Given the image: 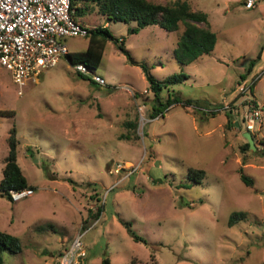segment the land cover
Masks as SVG:
<instances>
[{
  "label": "rangeland",
  "instance_id": "374dc122",
  "mask_svg": "<svg viewBox=\"0 0 264 264\" xmlns=\"http://www.w3.org/2000/svg\"><path fill=\"white\" fill-rule=\"evenodd\" d=\"M244 1L190 0L208 14L217 45L186 67L173 55L183 26L173 33L149 26L131 34L136 23L97 15L80 20L89 29L108 27L131 54L114 42L106 45L96 70L106 86L93 84L89 73L90 80L82 79L63 57L19 94L0 66V111L14 113L0 117V181L16 127L18 164L36 187L17 203L0 196V231L18 237L23 247L19 255H4L5 264H57L79 233L88 253L82 264H102L106 257L112 264H264V117L252 133L257 150L247 151L244 165L247 131L240 106L253 97L264 109V1L253 9ZM88 43L81 36L66 40L71 54ZM141 65L158 81L177 74L188 79L162 85L159 105ZM255 74L261 79L253 93L242 94V80ZM169 98L178 103L166 108ZM224 103L236 104L232 117L239 127L226 129L232 111L210 115ZM153 106L164 117L151 119ZM131 123L138 139H121L132 132ZM240 168L255 187L243 184ZM190 169L206 171L201 184L189 180ZM239 211L249 219L230 226L231 214ZM120 218L147 244L135 242Z\"/></svg>",
  "mask_w": 264,
  "mask_h": 264
},
{
  "label": "trees",
  "instance_id": "16d2710c",
  "mask_svg": "<svg viewBox=\"0 0 264 264\" xmlns=\"http://www.w3.org/2000/svg\"><path fill=\"white\" fill-rule=\"evenodd\" d=\"M246 5V0L244 1V6ZM71 9L73 11V19L80 23L83 28H85L89 35L88 47L85 51L79 53H69L66 57L69 63L72 66L83 64L86 68L96 73V70L99 68L103 61L104 51L106 45L109 42H114L119 50L124 54L131 56L129 51L126 50L124 40L117 39L110 29L106 26H96L92 29H89L85 26L82 19H90L93 16H101L106 18L109 22H119L125 24L136 23V27L130 28L129 31L131 34H138L140 30L145 29L149 26H159L169 33L177 32L181 30L183 26L182 33L179 37V42L177 48L174 49L173 55L176 61L183 67H186L203 56L211 55L217 45V35L212 30V25L209 20L208 14L203 11L195 10L190 4V0H175L166 2L164 4L154 2L153 0H72ZM90 15V17L88 16ZM130 62L133 65H138L139 63L129 57ZM143 68L149 82L152 91L156 95L155 101L162 105V101L159 93L163 90L162 85L172 84L176 82H181L187 80L188 77L183 74H177L172 77H169L165 81H158L146 65H141ZM255 67V62L252 61L251 66L247 72V75H250ZM78 75L84 80H90L87 78L86 74L78 73ZM103 77V76H102ZM242 79L245 77L242 76ZM93 84L99 85L90 80ZM259 81V80H258ZM257 81V82H258ZM255 83V85L257 84ZM254 85V86H255ZM100 86V85H99ZM252 88V93L253 89ZM102 87V86H101ZM174 103H178V100H172L169 98L166 103V108H171ZM186 104L182 105L187 109ZM240 106L243 107L241 102ZM236 104H232L230 113H227V124L226 129L231 130L232 128L239 127L236 120L232 117L233 110L235 109ZM153 112L151 114V119L157 118L160 114L164 117V112L158 109L156 106H153ZM216 114V112H211V116ZM14 116L13 112L0 111V117H12ZM132 129V132H128L123 135L121 139L126 141L138 139L135 135L137 125L131 123L129 125ZM253 135V134H252ZM255 144L256 141L253 135ZM263 146L264 155V140L259 142ZM9 152L5 158V167L3 169V177L0 181V196L6 198L9 202H12L10 197L11 190H22V189H32L36 190V187L29 184L27 178L23 174L19 164H18V145L19 140L17 138V129L13 127L10 130V135L8 138ZM250 145L248 142L242 147L243 152V164H247L246 153L249 151ZM122 169V166H121ZM120 169V170H121ZM240 178L243 184L248 188L255 187L254 180L245 173L244 168L239 169ZM206 171L203 169H190L189 170V180L193 184H201L202 180L205 179ZM101 212L103 208H99L94 217L98 220L101 217ZM249 219V214L244 211L234 212L230 216L229 225L233 226L241 221H247ZM86 221V220H85ZM121 224L127 229L128 233L132 236L135 242H142L147 244V241L137 235L133 230V224L129 221H126L120 218ZM85 229V226H83ZM75 237L71 238L68 246L60 253L59 257L63 256L66 251L69 249L70 244ZM23 252V247L18 237L14 236L11 233L0 231V264L4 263V255H19ZM151 260H155V255H151ZM57 264L58 261H57ZM102 264H112L111 260L106 257L103 259ZM131 264H139L138 259H132Z\"/></svg>",
  "mask_w": 264,
  "mask_h": 264
},
{
  "label": "built area",
  "instance_id": "2783aa9c",
  "mask_svg": "<svg viewBox=\"0 0 264 264\" xmlns=\"http://www.w3.org/2000/svg\"><path fill=\"white\" fill-rule=\"evenodd\" d=\"M261 1L264 0H246L245 8L253 9ZM71 2L0 0V66L10 73L13 83L19 88V94L29 81L36 82L44 71L55 67L63 57L69 55L66 45L68 38L88 37V31L72 17ZM73 67L77 73L91 74L92 80L100 86L107 85L101 75L89 71L83 64ZM260 79L261 76L255 74L250 77V82L242 80L241 93L252 94L253 86ZM242 104V119L246 131L252 134L257 125L262 124L264 109L253 97L245 99ZM222 110L230 111L231 106L224 103L222 109L210 112ZM161 117L162 114L156 119ZM33 194L34 190L29 188L10 191L13 203L32 197ZM87 256L83 233H79L57 261L59 264H82Z\"/></svg>",
  "mask_w": 264,
  "mask_h": 264
},
{
  "label": "water",
  "instance_id": "95a60500",
  "mask_svg": "<svg viewBox=\"0 0 264 264\" xmlns=\"http://www.w3.org/2000/svg\"><path fill=\"white\" fill-rule=\"evenodd\" d=\"M238 125V123H237ZM244 138L247 140V142L249 143L250 145V149L251 150H257V146L255 144V141H254V138H253V135L249 132H246L244 133Z\"/></svg>",
  "mask_w": 264,
  "mask_h": 264
},
{
  "label": "crops",
  "instance_id": "0c3cea01",
  "mask_svg": "<svg viewBox=\"0 0 264 264\" xmlns=\"http://www.w3.org/2000/svg\"><path fill=\"white\" fill-rule=\"evenodd\" d=\"M29 184H30V183H29ZM63 241H64V240H63ZM66 241H67V240H66ZM66 241H65V242H66ZM85 262H86V261H85ZM48 264H49V263H48ZM52 264H53V262H52Z\"/></svg>",
  "mask_w": 264,
  "mask_h": 264
}]
</instances>
